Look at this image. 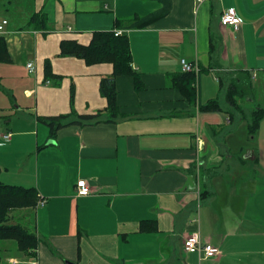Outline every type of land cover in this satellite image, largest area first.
Returning a JSON list of instances; mask_svg holds the SVG:
<instances>
[{"label": "crops", "instance_id": "1", "mask_svg": "<svg viewBox=\"0 0 264 264\" xmlns=\"http://www.w3.org/2000/svg\"><path fill=\"white\" fill-rule=\"evenodd\" d=\"M170 1L165 18L125 32L143 88L137 92L131 78H117L120 115L109 122L99 84L112 74V65L60 57L59 44L72 40L86 46L96 31L122 34L130 20L159 9L158 2L33 0V12L47 17L49 31L33 29L38 34L32 45L23 29L7 31L11 57L10 42H15L26 54L31 77L21 81L17 95L5 90L12 108L0 111V167L5 168L0 180L36 188L42 204L11 212V224L35 233L39 244L23 253L15 241H0L1 264H264V149L259 140L251 146L256 133L249 134L235 156L223 137L222 114L198 111L203 90L212 96L213 75L219 89L242 80L264 102V0ZM228 8L243 19L240 26L221 25ZM45 60L59 80L44 81ZM181 60L198 68L195 105L170 81L182 72ZM71 109L75 117L51 144L48 127L38 118ZM236 113L245 119L242 102ZM78 115L94 117L79 125ZM263 128L261 121L257 131ZM5 134H10L7 141ZM203 172L212 180L205 181ZM79 180L87 182L91 194L77 195ZM142 221L155 229L140 232ZM191 233L219 253L204 258L185 252L183 240Z\"/></svg>", "mask_w": 264, "mask_h": 264}, {"label": "trees", "instance_id": "2", "mask_svg": "<svg viewBox=\"0 0 264 264\" xmlns=\"http://www.w3.org/2000/svg\"><path fill=\"white\" fill-rule=\"evenodd\" d=\"M145 1H156L159 3L160 7L159 9L143 17H136L135 19L130 20L128 25L122 28L124 32L121 35L116 36L114 30L96 31L92 33L90 42L86 46L72 40H63L59 44L60 57L79 58L84 60L88 66L102 63H109L112 65V74L102 77L99 84L100 95L107 101V107L105 108V111L109 118L107 120L108 122L114 121L120 115L117 104V78H131L133 88L137 92L143 88L141 74L132 66L131 50L127 38L128 36L125 32L127 30L144 29L150 27L156 22H159L165 18L171 9L170 0ZM204 1L206 0L201 2L195 0L197 4ZM28 26L34 30L43 31L44 33L49 31L48 19L43 13H41V11L32 14L28 21ZM11 62L12 57L8 51L7 40L4 34H0V63L8 64ZM44 63V81L48 83L51 80H59L58 76H55L52 72L50 61L45 60ZM191 64L193 65L194 63ZM170 81L172 87L180 89L183 99H185L190 105L196 104L195 102L197 95L194 88L196 78L193 72L182 71L181 73L172 74L170 76ZM220 83L221 82L219 81V84ZM249 90L250 87L248 86V88H246L242 80H233L228 85L225 99V102L229 107V111H224L219 100L216 98L210 99L204 104H198V111L201 113H223L227 115V119L229 122H231L234 119L235 113L238 111L241 112V101L244 96L247 95L245 93L249 92ZM69 100L70 106L73 107V86L70 88ZM230 107H232L235 111L230 109ZM71 117H75L73 109H71L70 114L56 117L38 118V120L48 127L49 139L54 142L57 137V132L65 125L69 124L68 121ZM93 117L94 116L78 115L76 123L79 125L91 123ZM263 119L264 108L258 107L251 113L250 122L248 124V131L251 136L256 133ZM42 148L40 147L38 149ZM40 200L41 197L39 196L36 188L9 185L3 183L0 180V241H15L18 251L23 253H28L30 250H34L38 247L39 241L36 234L28 231L20 224H11L10 217L12 211L34 208ZM142 222L143 223H141L139 226L140 232H149L155 229L154 223L148 221ZM78 238H80V236H78Z\"/></svg>", "mask_w": 264, "mask_h": 264}, {"label": "rangeland", "instance_id": "3", "mask_svg": "<svg viewBox=\"0 0 264 264\" xmlns=\"http://www.w3.org/2000/svg\"><path fill=\"white\" fill-rule=\"evenodd\" d=\"M214 1L215 0H211V2H214ZM252 6L253 5H251V7ZM34 7H35V3L33 2V0H0V20L7 21V26H6L4 36L8 37L7 31L9 30L19 31L22 28L24 30V33H26L27 37L31 38V45H32L33 38L35 37L31 35V32L33 31V29L28 26L27 22L29 21L32 14L34 13L33 12ZM11 37H15V36L12 35ZM17 43L19 44V40L17 41ZM23 45H24V41L22 40L21 46ZM17 46L18 45L15 42H10V50L12 53V59L14 61L12 60V62L8 64L0 63V77L1 75L3 76V78H0V85H2L0 86V111H1V108H3V110L6 107L9 109L12 108L10 99L6 97L5 90L9 89L8 87H10L9 90H13V93H16L17 95L20 89L18 87L21 81L22 80L25 81L26 78L31 77L30 74H28L27 71L25 70L24 60H25L26 54L22 52V49L20 51L17 50L16 48ZM8 51H9V48H8ZM201 74L207 76L209 73L202 72ZM21 75L23 78H21ZM206 80L208 81L209 79H206ZM213 80H214V84L210 83V88H211L210 95L212 96L208 97L207 95L209 94L204 89L203 90L204 94L201 96V102L205 103L207 99H211V98L213 99L218 95L219 99L218 98L216 99L219 100L222 109L224 111H227V110L229 111V107L225 102L228 83L224 82L223 86L219 89V86L217 82L215 81L214 75H213ZM207 84H208L207 82L204 83V85H207ZM249 84L250 86L252 85V87H254L256 82L253 79H251L249 81ZM245 94L247 95L244 96V98L241 101L245 119L241 118L240 115H237L235 113L234 119L232 120V122L227 123L226 121L227 115L221 113L223 116L221 117V119L223 120L222 123L223 125H225V128H226V131L223 137H225V141L228 142V149L231 150L232 154H237V151H240L239 148H240V142L242 139L244 140V142H249L247 138L249 137L248 124L250 122L251 113L255 109H257L259 106L264 107V102L259 99V95H260L259 92H256L250 89L249 92ZM230 109L234 110L232 107H230ZM262 121H264V119ZM3 122H4L3 119H0V124H4ZM2 130H4V125L0 126V131ZM257 140L260 141L261 147L264 149V128L261 132L256 131L253 142H250L249 144L251 146H254L257 144ZM238 155L239 154L235 156H238ZM43 161L44 160L42 159L39 161L40 168L42 166ZM260 166L262 170L264 171V152H263L262 159L260 161ZM3 171H5V168L0 167V173H2ZM203 177L205 181L208 178L212 180L209 177V174H207L206 172H203ZM218 182L219 181L216 178L215 184H217ZM261 187L262 186H259L256 189V193L259 196V200L263 199V197L260 195L261 189H262Z\"/></svg>", "mask_w": 264, "mask_h": 264}, {"label": "built area", "instance_id": "4", "mask_svg": "<svg viewBox=\"0 0 264 264\" xmlns=\"http://www.w3.org/2000/svg\"><path fill=\"white\" fill-rule=\"evenodd\" d=\"M201 2L203 0H197ZM243 22V19L238 15L237 11L234 8H228L221 14L220 23L222 26H229V27H237L240 26ZM7 26V21L0 20V34H4ZM38 32L32 31L31 35L36 36ZM116 36L121 35V32L118 31L115 33ZM27 68L31 71L34 70V66L32 63L27 65ZM181 69L183 72H194V70H198L196 64H191L186 62L185 60H181ZM5 141L9 140L10 134L3 135ZM77 188V195L78 196H88L92 193L91 187L87 184L85 180H79L76 184ZM39 204H42L39 202ZM183 248L184 251L190 254H200L204 258H213L219 252L218 249L215 248L213 245L202 242L201 237L198 233H191L185 236L183 240ZM31 264H37L35 260Z\"/></svg>", "mask_w": 264, "mask_h": 264}, {"label": "water", "instance_id": "5", "mask_svg": "<svg viewBox=\"0 0 264 264\" xmlns=\"http://www.w3.org/2000/svg\"><path fill=\"white\" fill-rule=\"evenodd\" d=\"M51 144H53L54 142L52 141V142H50Z\"/></svg>", "mask_w": 264, "mask_h": 264}]
</instances>
